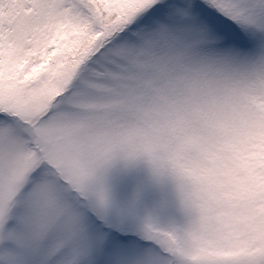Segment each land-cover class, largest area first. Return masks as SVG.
Returning <instances> with one entry per match:
<instances>
[{
  "label": "snow or ice",
  "instance_id": "snow-or-ice-1",
  "mask_svg": "<svg viewBox=\"0 0 264 264\" xmlns=\"http://www.w3.org/2000/svg\"><path fill=\"white\" fill-rule=\"evenodd\" d=\"M0 264H264V0H0Z\"/></svg>",
  "mask_w": 264,
  "mask_h": 264
}]
</instances>
